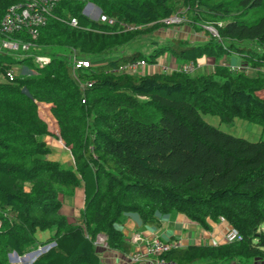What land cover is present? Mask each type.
<instances>
[{"label": "trees", "instance_id": "trees-1", "mask_svg": "<svg viewBox=\"0 0 264 264\" xmlns=\"http://www.w3.org/2000/svg\"><path fill=\"white\" fill-rule=\"evenodd\" d=\"M19 3L0 0V24ZM87 4L112 25L85 17ZM180 10L183 24L204 41L149 39L147 52L133 48ZM6 39L29 48L0 52V264H10L13 252L22 257L50 245L32 264H102L99 236L107 250L126 257L131 244L118 227L127 214L154 227L159 217L180 214L204 231L224 220L240 237L161 256L175 264H264V140L250 142L205 120L238 119L264 133V0H58L35 39L27 30L0 31V43ZM166 54L182 65L115 73L139 61L155 66ZM40 55L50 59L42 67L34 61ZM202 57L241 58L256 72L249 77L245 67L225 64L197 75L180 71L191 63L195 71ZM75 60L88 63L76 71L82 88L73 77ZM15 64L31 74H16ZM40 105L48 106L72 166L48 160L44 138L51 133ZM80 186L83 208L72 224L59 213V198L71 199ZM39 232L49 238L38 241Z\"/></svg>", "mask_w": 264, "mask_h": 264}, {"label": "crops", "instance_id": "crops-1", "mask_svg": "<svg viewBox=\"0 0 264 264\" xmlns=\"http://www.w3.org/2000/svg\"><path fill=\"white\" fill-rule=\"evenodd\" d=\"M99 12V11H98ZM100 13V12H99ZM204 36L201 33H197L192 37V43L204 41ZM176 64V60L168 58L167 61H164L162 65L149 66L148 70L144 69L145 73L143 74H151L155 72H163L160 68L162 67L168 69L169 71L173 70L175 67H179ZM216 64H225L227 66L242 68L245 67L244 62L241 58L237 57H223L220 59V62ZM182 65V64H181ZM214 66L213 59L205 58L204 63H202L199 67V70L202 73H209L212 71ZM167 71V70H165ZM256 70L251 69L249 67H245V73L249 77H253L255 75ZM262 94V93H261ZM260 94V95H261ZM44 142L50 147V154L47 156L48 160L56 161L60 164H65L67 166H72V157L70 155L69 149L66 148V156L62 154L58 155L56 150L60 151V147L56 145L57 138L52 135L44 138ZM61 159V160H59ZM61 201V207L59 213L67 219L69 223L77 224L79 213L83 208L84 203V190L83 187L80 186L74 190L73 197L71 199H63L59 198ZM159 226H142L139 217L135 214H127L126 220L123 225L119 226L118 229L123 233L124 237L127 238L129 235L134 233H139L143 236V239L147 238L151 234L155 235L159 238L160 241H177L181 245L180 247H186L188 245H200V244H208V245H216L217 243H225L223 238L224 234L227 230L230 229L228 223L224 220H220L218 223L209 222L211 229L209 231H204L196 224L187 220L183 215L176 214L172 216H161L159 217ZM49 232L37 233L36 238L41 242L42 240H46L49 238ZM101 246L103 250V256H101L102 264H128L126 262V257L117 254L116 252H111L107 250L106 245L102 244ZM144 245L138 246V249L135 247L134 251H142L144 250ZM105 256V257H104Z\"/></svg>", "mask_w": 264, "mask_h": 264}, {"label": "built area", "instance_id": "built-area-1", "mask_svg": "<svg viewBox=\"0 0 264 264\" xmlns=\"http://www.w3.org/2000/svg\"><path fill=\"white\" fill-rule=\"evenodd\" d=\"M21 3L18 5L11 6L7 13L5 14L3 20L0 24V31L4 35H10L12 33L20 32L22 30H27L31 36L32 39H35L37 36V31L39 28H42L45 26L47 22V18L50 15L51 11L55 8L56 3L58 0H20ZM86 10V17L87 18H96V20H99L101 23H105L108 25H112L113 21L107 19L106 16L102 15L101 13L97 14V8L93 5H87L85 7ZM185 22L184 17L181 16L180 13H175L171 15L170 17L164 19L162 23L166 27H174V26H180ZM69 26L72 28L77 27V21L75 18H71L69 20ZM131 29V28H129ZM204 30L207 31L209 34H211L213 37H217L216 31L211 27H204ZM29 45L23 44L14 40H3L0 43V52H8V53H25L28 51ZM35 63L42 67L49 63V59L43 57V56H35L34 57ZM88 63L85 61H74L73 64V72H75L74 80L77 83V85L82 88L83 83L79 80L78 76L76 75V71L81 68H87ZM146 67V64L143 61H139L133 64H127V65H121L116 70V74H138L141 75L144 73V68ZM162 71H165L167 69L160 67ZM195 69V66L191 63L189 65H184L181 67L180 71L184 73H192ZM231 69H235L234 67ZM240 68H237L239 70ZM6 78L8 81H12L14 79L13 74L11 72H8L6 74ZM49 126V123H48ZM56 136L59 137V130L58 127L56 128ZM60 138V137H59ZM224 242L230 243L235 242L240 239L238 233L230 229L227 234L224 236ZM130 244H135V242L140 241V238L136 237L132 240H127ZM176 241L172 242H163L159 239L157 241H152L149 244L150 253L147 255V257H144L146 255H135L133 257H129V261H131L133 264H175L172 261L166 260L161 258V256L169 252L171 250L178 249L180 246L176 244ZM105 244V237L99 236L96 240V245H102ZM51 246H48V249ZM158 256V258L155 259V261H151L150 258Z\"/></svg>", "mask_w": 264, "mask_h": 264}, {"label": "rangeland", "instance_id": "rangeland-1", "mask_svg": "<svg viewBox=\"0 0 264 264\" xmlns=\"http://www.w3.org/2000/svg\"><path fill=\"white\" fill-rule=\"evenodd\" d=\"M95 7V6H94ZM177 13H180L182 17H184V20L186 22H188V20L186 19V17L184 16V14L182 13V11H178ZM97 14H98V11H97ZM91 19V18H90ZM197 34V32H194L192 29H190L187 25H181V26H174V27H165L164 29L163 28H160L156 31H154L152 33V36L151 38H147L145 36H143L142 38L138 39L134 45H133V48L134 49H139L140 51H143L144 53L148 51L149 49V42H147L149 39H154V40H157L159 42H165V41H168L170 39H173V38H177V39H182V40H186L188 41L189 43H192V37H194V35ZM147 42V43H146ZM57 53L59 55H63V56H66L68 54V52L66 51H63V50H56ZM42 56V55H40ZM47 59H49L48 56H43ZM72 58V57H70ZM170 58L169 57V54H166L165 56H161L157 59V63L155 65H162L164 63V61H167V59ZM206 57H202L201 59H199L197 61V64H198V67H200V65L202 63H204V60H205ZM50 60V59H49ZM220 60L217 61V63H219ZM182 61H177L175 65H179L181 64ZM213 63L216 64V60L214 61L213 60ZM151 67V65H149ZM149 66H146L144 69L148 70ZM231 67V66H230ZM160 67H157L156 69H159ZM233 68V67H231ZM13 71H15V73L17 74H20V75H23V74H26V75H29L31 74L30 71L28 69H26L25 66H20L15 64L13 65L12 67ZM145 73V71H144ZM199 73H202L201 70L196 69L195 71H193L192 73H190L191 75H197ZM73 75L75 77V72H73ZM143 75V74H141ZM260 97H262L264 99V93H262L260 95ZM38 112L40 114V117L43 119V121H45L47 124L49 123V126H48V130L50 131V133H52V135H54L56 138H57V143L56 145H58L60 147V151L57 149L56 152L57 154L59 155H63V156H66V147L64 146V144L62 143V141L60 140L59 137L56 136V124H54V121L51 120L50 118V113L48 112V106H43V105H40L39 106V109H38ZM205 120L211 124V125H215L217 127L220 128V130L226 132V133H229L231 135H234L236 137H240V138H244L250 142H256V141H259V140H264V133L262 132V129L256 125H252L250 123H247L245 121H242V120H238V119H235L231 124H223V123H220V121L218 120L217 117H214V116H205ZM61 160V159H59ZM230 230V229H229ZM227 230L226 233L224 234V236L227 234V232L229 231ZM49 237V236H48ZM136 237L140 238V241H137L135 242V244H131V248H132V252L129 253L128 256H126V262L128 264H133L131 261H129V257H133L135 255H146L144 257H147V255L150 253V249H149V244L147 243H150L152 241H157L159 238H157L155 235L151 234L150 236H148L147 238L143 239V236H141V234L139 233H134L132 235H129L126 240H132L133 238L136 239ZM41 238V241H45V240H42V238H44L43 236L40 237ZM48 238H46L47 240ZM224 240V239H223ZM168 242V241H166ZM177 242V241H176ZM178 246H180L181 244L178 242L176 243ZM219 244V243H217ZM140 245H144V250L140 251H134L135 247L138 249V246ZM213 246V245H212ZM97 247L99 248V251L101 252V256H103V250L102 248H100L101 246L97 245ZM43 247L39 246L37 249L38 250H41ZM181 248V247H179ZM36 251V250H34ZM34 251H30L29 253L31 252H34ZM45 250H41L40 253L42 252H45ZM37 256L35 255L32 259H28L27 261L31 262L34 258H36ZM105 257V256H104ZM158 258V256H155V257H152L150 258L151 261H155V259ZM18 264H24L22 263L21 261L18 260ZM254 264H260L259 262H254Z\"/></svg>", "mask_w": 264, "mask_h": 264}, {"label": "water", "instance_id": "water-1", "mask_svg": "<svg viewBox=\"0 0 264 264\" xmlns=\"http://www.w3.org/2000/svg\"><path fill=\"white\" fill-rule=\"evenodd\" d=\"M89 5H92V4H89ZM86 7V6H85ZM85 7H84V9H83V11H82V14L83 15H86V10H85ZM99 11V10H98ZM100 12V11H99ZM95 19V18H94ZM26 97H28V98H30L31 96H30V94H29V92L24 88V89H22V91H21ZM51 246H53V245H51ZM46 249V251L48 250V246H46V247H43L41 250H45ZM41 250H36V251H34V252H31V253H27V254H25L24 256H22V257H19L15 252H13V253H11V254H9L8 255V262L10 263V264H18V260H20L21 259V261H22V263H24V264H32L33 262H34V260L38 257V256H40L41 254H44L45 252H42V253H40V251ZM37 256L36 258H34L31 262H29V261H27L29 258L30 259H32L34 256Z\"/></svg>", "mask_w": 264, "mask_h": 264}, {"label": "clouds", "instance_id": "clouds-1", "mask_svg": "<svg viewBox=\"0 0 264 264\" xmlns=\"http://www.w3.org/2000/svg\"><path fill=\"white\" fill-rule=\"evenodd\" d=\"M87 5H89V4H87ZM86 5V6H87ZM94 6V5H93ZM97 10H98V8H97ZM101 13V12H100ZM98 14H99V12H98ZM85 17H86V15H84ZM90 19V18H89ZM91 20H96V18L94 19V18H92ZM51 246V245H50ZM51 247H53V246H51Z\"/></svg>", "mask_w": 264, "mask_h": 264}, {"label": "bare ground", "instance_id": "bare-ground-1", "mask_svg": "<svg viewBox=\"0 0 264 264\" xmlns=\"http://www.w3.org/2000/svg\"><path fill=\"white\" fill-rule=\"evenodd\" d=\"M19 261H21V259H20ZM21 262H22V261H21Z\"/></svg>", "mask_w": 264, "mask_h": 264}]
</instances>
